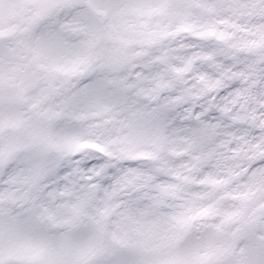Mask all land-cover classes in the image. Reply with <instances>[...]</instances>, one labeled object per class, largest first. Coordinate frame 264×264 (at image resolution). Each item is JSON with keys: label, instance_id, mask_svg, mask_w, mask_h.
Listing matches in <instances>:
<instances>
[{"label": "snow or ice", "instance_id": "6c2138e0", "mask_svg": "<svg viewBox=\"0 0 264 264\" xmlns=\"http://www.w3.org/2000/svg\"><path fill=\"white\" fill-rule=\"evenodd\" d=\"M0 264H264V0H0Z\"/></svg>", "mask_w": 264, "mask_h": 264}]
</instances>
